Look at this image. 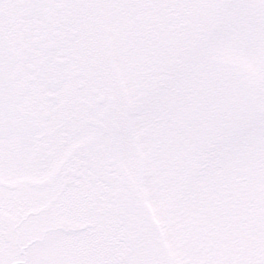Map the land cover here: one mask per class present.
Wrapping results in <instances>:
<instances>
[{
	"label": "snow or ice",
	"instance_id": "snow-or-ice-1",
	"mask_svg": "<svg viewBox=\"0 0 264 264\" xmlns=\"http://www.w3.org/2000/svg\"><path fill=\"white\" fill-rule=\"evenodd\" d=\"M0 264H264V0H0Z\"/></svg>",
	"mask_w": 264,
	"mask_h": 264
}]
</instances>
